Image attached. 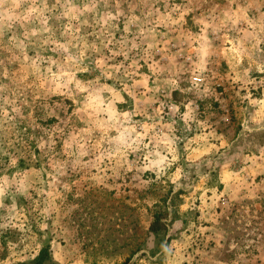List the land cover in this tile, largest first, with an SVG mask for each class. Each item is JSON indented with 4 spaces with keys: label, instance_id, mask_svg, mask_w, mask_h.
Instances as JSON below:
<instances>
[{
    "label": "rangeland",
    "instance_id": "obj_1",
    "mask_svg": "<svg viewBox=\"0 0 264 264\" xmlns=\"http://www.w3.org/2000/svg\"><path fill=\"white\" fill-rule=\"evenodd\" d=\"M40 253L264 264V0H0V264Z\"/></svg>",
    "mask_w": 264,
    "mask_h": 264
},
{
    "label": "trees",
    "instance_id": "obj_2",
    "mask_svg": "<svg viewBox=\"0 0 264 264\" xmlns=\"http://www.w3.org/2000/svg\"><path fill=\"white\" fill-rule=\"evenodd\" d=\"M166 224L162 221V213L161 211H155L153 213V219L149 225V231L153 234L158 233L162 229H164ZM44 255L40 253L37 257H35L31 262L28 264H43L44 262Z\"/></svg>",
    "mask_w": 264,
    "mask_h": 264
}]
</instances>
